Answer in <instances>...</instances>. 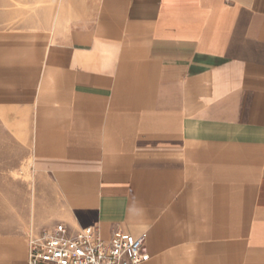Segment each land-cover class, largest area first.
Returning a JSON list of instances; mask_svg holds the SVG:
<instances>
[{
	"label": "crops",
	"instance_id": "obj_1",
	"mask_svg": "<svg viewBox=\"0 0 264 264\" xmlns=\"http://www.w3.org/2000/svg\"><path fill=\"white\" fill-rule=\"evenodd\" d=\"M29 150L0 264L64 224L140 264H264V0H0V146Z\"/></svg>",
	"mask_w": 264,
	"mask_h": 264
},
{
	"label": "built area",
	"instance_id": "obj_2",
	"mask_svg": "<svg viewBox=\"0 0 264 264\" xmlns=\"http://www.w3.org/2000/svg\"><path fill=\"white\" fill-rule=\"evenodd\" d=\"M149 259L144 236L118 232L103 239L95 226L70 234L64 224L30 240L28 264H140Z\"/></svg>",
	"mask_w": 264,
	"mask_h": 264
},
{
	"label": "rangeland",
	"instance_id": "obj_3",
	"mask_svg": "<svg viewBox=\"0 0 264 264\" xmlns=\"http://www.w3.org/2000/svg\"><path fill=\"white\" fill-rule=\"evenodd\" d=\"M29 150L17 144L0 146V226H9L11 221L19 219L27 212L33 181L31 179V166Z\"/></svg>",
	"mask_w": 264,
	"mask_h": 264
}]
</instances>
